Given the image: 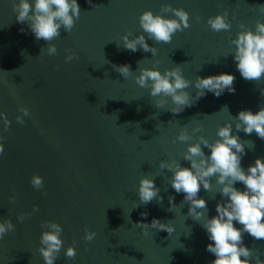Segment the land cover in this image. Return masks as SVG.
<instances>
[{
	"label": "water",
	"instance_id": "95a60500",
	"mask_svg": "<svg viewBox=\"0 0 264 264\" xmlns=\"http://www.w3.org/2000/svg\"><path fill=\"white\" fill-rule=\"evenodd\" d=\"M77 2L79 19L70 32L61 28L60 37L51 42L57 55L50 56L46 51L40 53L46 42L35 39L27 22L16 21L11 0H0V112L11 121L8 131H3L0 121V143L4 145L0 154V222L7 218L15 225L14 231L0 239V264H44L37 248L41 231L47 230L41 223L48 220L63 229V245L55 264H211L215 257L206 251L211 241L200 224L203 219L197 222L188 216V204L182 203L184 194L172 189L168 183L172 174L161 170L159 163L176 161L190 167L183 153L187 144L198 142V135L211 143L218 139L217 128L231 123L238 111L255 113L264 107L260 93L264 79L252 82L240 76L231 55L234 46L228 42L229 36L235 38L239 31L238 24L254 30L257 20L264 23V13L256 7L264 0ZM163 4L183 8L189 14L190 27L175 33L169 43L146 38L157 48L155 56L117 47L120 37L129 32L146 36L139 15L145 10L163 14ZM224 11L232 23L230 32L211 31L207 18ZM163 15L174 18L170 12ZM66 48L77 53L70 63L64 62ZM122 64L130 65L137 74L139 67H155L163 73L180 65L189 81L228 73L235 77V92L225 90L219 97L206 93L195 101L197 90L190 86L186 91L195 102L173 114L166 110L172 106L170 100L165 110L157 109L149 89L114 70L113 65ZM224 105L228 110H221ZM21 107L29 110L23 124L15 119L21 115ZM197 125L202 130L193 134ZM181 128L191 140H176ZM235 134L245 143L254 142V148L245 145L243 168L258 157L264 159V140L255 133ZM33 174L43 178L42 189L30 184ZM145 175L160 189L162 205L139 203L138 183ZM210 184L209 191L201 186L198 194L207 202L209 218L216 215L215 205L222 200L215 177ZM234 186L244 189L239 182ZM13 195L15 202H9ZM170 196L176 206L168 210ZM134 202L138 207L133 209ZM33 205L39 211L33 213ZM142 212L147 216L142 217ZM21 213L32 215L20 223L16 217ZM153 218L171 224L173 233L151 228L145 233L135 225L150 224ZM234 226L241 227L235 222ZM85 228L95 231L92 241L83 240ZM243 243L264 260V240L245 233ZM68 246L76 249L73 259L64 255Z\"/></svg>",
	"mask_w": 264,
	"mask_h": 264
},
{
	"label": "clouds",
	"instance_id": "9594fccd",
	"mask_svg": "<svg viewBox=\"0 0 264 264\" xmlns=\"http://www.w3.org/2000/svg\"><path fill=\"white\" fill-rule=\"evenodd\" d=\"M91 4V0H87ZM99 5L93 4L92 7ZM11 7L15 13L16 21L27 22L28 30L34 34L36 40H44L46 47L40 49V53L46 51L50 56L57 55V47L51 43L60 37L61 28L65 32H70L79 19L80 7L77 0H11ZM257 10L264 13V4L256 6ZM161 13H172L174 18H169L163 14H153L150 10L143 11L138 18V23L143 33L133 36L131 32L120 37L121 43L117 47H123L131 52L142 50L150 52L152 56L157 53V48L150 46L146 38L155 43H169L175 33L181 32L190 27L189 14L183 8H173L171 4H163ZM234 19V17H233ZM197 22L200 17H196ZM207 25L213 32H230L232 23L228 18L227 11L210 16L206 20ZM239 31L235 38L229 36V44L234 46L232 57L235 61L240 76L246 81H260L264 79V23L259 20L255 23L254 30L249 29L245 24L237 25ZM24 31V29H20ZM132 37V38H130ZM66 55L64 62L70 63L77 58V53L72 49H64ZM39 57V56H38ZM138 65L140 61L137 62ZM158 64L159 61H154ZM115 71L127 79L132 76L135 83L141 88L149 89V95L154 98L152 104L157 109L165 110V105L171 101V107L167 108L173 114L182 112L186 107H191L196 100L204 97L206 93L214 96H221L225 90L234 93L233 87L235 77L232 74L220 73L205 77L197 76L195 80L189 81L182 75L180 65H175L171 69H165L163 73L153 68L139 67L133 72L130 65H113ZM194 87L196 91L195 101L190 99L191 94L186 91L189 87ZM264 96V88L260 89ZM139 110V109H138ZM221 110H228L227 105ZM21 115L15 117L20 124L24 123L23 117L29 116V110L25 107L19 108ZM229 112V111H228ZM231 115V114H230ZM232 116V115H231ZM0 121L3 122V131H8L11 121L6 114L0 112ZM233 125L235 132L233 131ZM202 126L197 125L192 129V133H199ZM242 131L246 135H255L264 140V107L253 113L251 110H241L232 116V122H225L216 131L218 139L209 142L203 135L196 137L197 143L187 144L183 153V160L189 162L190 167H183L176 161L161 160L159 168L167 169L171 172L168 183L176 193H183L182 203L188 204V216L200 223L207 233V238L211 243L206 245V251L213 254L215 259L211 264H264L259 255H253L252 249L245 247L243 235L246 233L255 240H264V159L256 158L254 163L245 169L241 166V159L245 155V145L254 142L241 141L236 132ZM192 139L186 129L181 128L176 136V140L185 142ZM3 136L0 135V141ZM209 149L206 155L202 149ZM4 151L3 143H0V154ZM215 177V182L220 185L219 194L222 197L215 205L216 215L211 218L207 215V202L199 198L201 190H210V179ZM241 183L243 190L237 189L234 185ZM33 188L39 190L43 188V178L33 174L30 178ZM14 191V190H13ZM160 189L156 187L153 178L147 175L139 179L137 194L140 204H148L153 201L158 204L163 203V197L159 195ZM9 202H15V196L8 197ZM169 209L176 206L173 197H169ZM138 207L134 202L133 209ZM39 211L37 205H33V213ZM32 213H21L16 217L17 222L22 223L26 216ZM142 217L147 213L142 212ZM234 222L241 227H235ZM137 227L146 233V230L156 229L166 231L171 235L174 228L169 223H163L159 219L153 218L151 223L137 222ZM43 230L40 233V247L37 251L42 257L44 264H55L61 251L63 241L60 238L63 231L60 224L48 220L41 223ZM15 230V225L10 219L4 218L0 222V239L6 234ZM96 236L95 231L84 229V241H92ZM73 245L76 241L73 240ZM64 255L73 259L76 257V249L68 246L64 249Z\"/></svg>",
	"mask_w": 264,
	"mask_h": 264
}]
</instances>
